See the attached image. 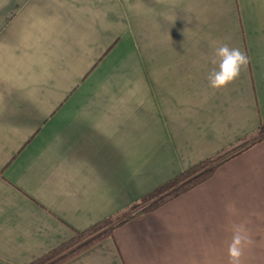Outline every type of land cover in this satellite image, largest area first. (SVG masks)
<instances>
[{
    "label": "crops",
    "instance_id": "crops-1",
    "mask_svg": "<svg viewBox=\"0 0 264 264\" xmlns=\"http://www.w3.org/2000/svg\"><path fill=\"white\" fill-rule=\"evenodd\" d=\"M221 43L249 63L207 76ZM264 124V0H0V264H31ZM264 264V140L58 264Z\"/></svg>",
    "mask_w": 264,
    "mask_h": 264
},
{
    "label": "trees",
    "instance_id": "trees-1",
    "mask_svg": "<svg viewBox=\"0 0 264 264\" xmlns=\"http://www.w3.org/2000/svg\"><path fill=\"white\" fill-rule=\"evenodd\" d=\"M262 140H264V124H260L254 135L245 138L233 149L194 164L164 185L143 196L126 211L92 226L86 231L75 232L70 241L31 264H58L72 255L88 250L97 242L112 236L114 229L126 221L154 211L168 201L209 180L225 161Z\"/></svg>",
    "mask_w": 264,
    "mask_h": 264
},
{
    "label": "clouds",
    "instance_id": "clouds-1",
    "mask_svg": "<svg viewBox=\"0 0 264 264\" xmlns=\"http://www.w3.org/2000/svg\"><path fill=\"white\" fill-rule=\"evenodd\" d=\"M211 62L215 67L207 76L208 86L220 90L234 82L249 63L247 54L239 48L229 47L221 43L213 50ZM230 219L231 237L227 242L228 264H242L246 251L252 246L253 240L244 221L234 222L231 217L238 215L235 203L225 205Z\"/></svg>",
    "mask_w": 264,
    "mask_h": 264
}]
</instances>
